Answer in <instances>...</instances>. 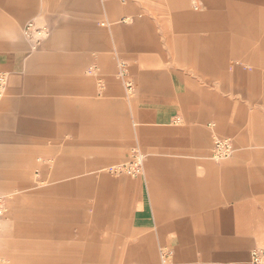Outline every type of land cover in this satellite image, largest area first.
I'll return each instance as SVG.
<instances>
[{
	"label": "crops",
	"instance_id": "crops-1",
	"mask_svg": "<svg viewBox=\"0 0 264 264\" xmlns=\"http://www.w3.org/2000/svg\"><path fill=\"white\" fill-rule=\"evenodd\" d=\"M245 2L178 0L175 24L166 26L161 10L134 0H0V71L9 78L0 102V190L30 178L40 161L60 163L46 176L78 177L79 192L107 210L96 224L116 219L121 227L95 241L124 243L81 251L94 260L80 264H250L251 251L264 246V35L258 52L240 59L250 67L243 81L256 87L245 95L252 104L241 105L216 89V66L229 59L215 58L213 33L211 43L197 36L208 22L185 26L187 18L255 11ZM30 21L49 30L37 50L24 35ZM128 114L126 136L145 153L142 175L83 174L88 161L111 160L102 139L119 137V117ZM216 138L233 141L229 160L213 159ZM50 248L72 250L65 241Z\"/></svg>",
	"mask_w": 264,
	"mask_h": 264
},
{
	"label": "rangeland",
	"instance_id": "rangeland-1",
	"mask_svg": "<svg viewBox=\"0 0 264 264\" xmlns=\"http://www.w3.org/2000/svg\"><path fill=\"white\" fill-rule=\"evenodd\" d=\"M121 1L125 3L128 0ZM134 1L136 3L145 2L150 5L152 9H155L152 10V13H155L156 10H161V16L164 18L162 23L166 26H174V18L170 9L174 4H177L178 0ZM245 4L255 7V11L239 15H230L223 12L209 15L206 18H187L185 26H191L189 25L191 21L194 24L196 20L208 22V24L206 23L207 25H204L211 27L208 33H199L197 36L209 37V43H211L210 38L213 33L215 58H221L219 61L224 58L229 59L226 67L216 66V76L217 79H220V81H217L216 89L224 91L223 95L230 98L235 104L250 105L252 103L248 102L250 100L249 97H247L248 101L246 100L245 95L250 92L255 94L256 87L252 81H243L244 73L250 67L245 66L240 59L254 54V51L258 52L259 39L264 35V0H246ZM157 14L160 15L159 13ZM212 20L220 26L217 28L215 26L212 27L210 25ZM238 22L242 24V27L234 28L230 25L232 23L238 24ZM211 29L213 30L211 31ZM238 43L246 46L238 45ZM226 47L230 50V58L229 56L224 57L221 52ZM129 68L126 62L121 61L118 73L119 78L123 81L124 89L128 95L132 96L133 83L130 79ZM261 68L264 72V66ZM188 69H191V67H187ZM226 72L228 75H226ZM223 74L225 75L223 76ZM224 81H229L230 83ZM99 84L101 87L104 86L102 83ZM223 84L226 90L222 89ZM263 96L264 90H262L260 98L257 99L261 100L264 98ZM131 118V114L119 117V137H105L102 139L104 144L102 148H105L104 151L108 148L110 149L109 157L111 160L99 163L88 161L86 167L83 164L82 169L86 168L89 172L92 170V172L96 173L88 174V172L83 174L88 177H96V180L100 175L113 176L115 175L113 169L116 167L114 165L123 162L132 153L136 152L145 155L143 150L136 144L131 145L130 141L133 140L128 139L126 136L129 130L127 127L131 129L133 127ZM91 156L86 155L88 158ZM104 157L106 158L107 154ZM39 164L38 171L35 169L30 178L22 179L14 187L0 190V195L6 199V212L0 227V264H47L48 261L49 264L51 261L52 264H80L82 261L89 262V260H94L82 257L81 255L84 252L81 251L120 249L124 244L123 242L95 241V238L99 240L106 238L105 235L107 237L116 235L121 227L116 224L118 222L116 219H114V226H109V224L102 225L101 221L96 224L95 215L102 214V212L105 213L107 210H96L94 208L93 194L86 195L79 192L78 177L52 178L44 175L45 171L47 169L55 170L60 163L57 161H40ZM72 164L70 166L74 168ZM63 183L70 184V186L63 188ZM0 184H4V180H0ZM94 190L95 188H92V191ZM99 198H101V195ZM106 203L109 207V202ZM104 206L105 203H103ZM108 213L111 214V211L109 210ZM107 220L111 221L110 218ZM68 225L70 226L68 227ZM69 229H72L73 232L81 231L83 234L79 233L75 236L71 234L72 236H70ZM63 241L66 242V245L72 247V250L53 251L50 248L51 242L62 243Z\"/></svg>",
	"mask_w": 264,
	"mask_h": 264
},
{
	"label": "built area",
	"instance_id": "built-area-1",
	"mask_svg": "<svg viewBox=\"0 0 264 264\" xmlns=\"http://www.w3.org/2000/svg\"><path fill=\"white\" fill-rule=\"evenodd\" d=\"M49 34L48 27L40 26L33 21L27 23L24 27V35L32 43L33 50H37L44 38ZM9 78L6 72L0 71V102L7 93ZM235 151L234 143L231 139L216 138L213 148V159L224 161L230 158ZM145 155L142 153H133L128 162L119 165L113 169L115 175H128L130 177H139L144 171ZM6 212V199L0 195V227L2 219ZM250 264H264V246L253 249L250 253Z\"/></svg>",
	"mask_w": 264,
	"mask_h": 264
}]
</instances>
